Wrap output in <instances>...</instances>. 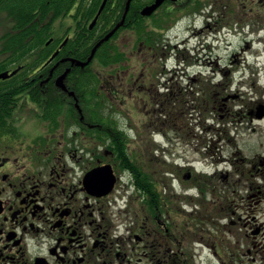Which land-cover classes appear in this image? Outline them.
Returning a JSON list of instances; mask_svg holds the SVG:
<instances>
[{
	"label": "flooded vegetation",
	"instance_id": "1",
	"mask_svg": "<svg viewBox=\"0 0 264 264\" xmlns=\"http://www.w3.org/2000/svg\"><path fill=\"white\" fill-rule=\"evenodd\" d=\"M77 6L47 42L58 41L47 61L0 71L10 75L0 79V264H264V99L256 82L231 68L206 79L207 88L164 72L117 88L111 79L115 92L144 104L141 128L150 134L144 152L138 134L124 136L129 160H121L116 93L100 91L101 122L88 121L87 82L74 76L80 67L58 59L76 33ZM198 14L210 30L264 43V0H167L146 18L163 34L153 20ZM153 54L160 64L168 56ZM172 141L184 156L151 160L150 151L164 154ZM191 151L203 160H187Z\"/></svg>",
	"mask_w": 264,
	"mask_h": 264
},
{
	"label": "rangeland",
	"instance_id": "2",
	"mask_svg": "<svg viewBox=\"0 0 264 264\" xmlns=\"http://www.w3.org/2000/svg\"><path fill=\"white\" fill-rule=\"evenodd\" d=\"M207 8L208 10L210 9L208 6L201 8L204 11V16L207 15ZM2 18L4 19L3 16ZM176 19H162L165 31L161 37L159 52H166L168 56H164L166 59L161 64L157 60V56L141 46L134 30L122 31L115 44L126 54L127 62L121 66L116 65L108 68L101 67L97 63L92 66L94 71L99 74L100 81L105 84L104 87L112 88L106 83L111 81V79H113V82H117V85H115L117 88L118 82H127L126 80L132 76L155 78L160 77V73L164 72L163 77L167 80L180 76H184V79L200 78L205 81V87L207 88L209 85H207L206 79L209 80L212 76H224L223 72L231 68L232 70H237L236 76H245L256 82L255 84L259 88V95L263 96L264 99V43H260L258 36L245 35V32L240 33L224 28L219 30V32L210 30L207 28L203 16L197 18L192 15L187 16L178 23H176ZM6 22L7 20L4 19V26L1 23V32H3L2 29L6 26ZM65 23L66 27L69 24L68 20H65ZM204 23L205 27H203ZM172 26L173 28H171ZM155 27V23L152 22L151 28L154 29ZM203 28L204 31L200 32ZM168 29L170 30L166 32ZM157 32L161 34L159 29ZM163 44H165V48H162L161 45ZM1 47L0 42V49ZM187 85L186 83L183 84V86ZM198 87L201 88L202 85L200 84ZM237 87L238 85L235 84L234 89L236 90ZM123 88L126 89V85H123ZM242 92L247 93L246 91ZM115 93L119 100L117 102L113 101L114 104L111 109L116 112L113 114V119L115 118L118 131L124 132L128 136L138 134L139 144H136V148L144 152L146 145L150 143L148 139L149 131L141 128V122L145 120L144 104L142 102L138 103L136 98L134 100L129 99L125 90ZM132 104L136 108L132 113L135 128H131L129 125L131 114L129 109L133 107ZM200 134L203 135L201 132ZM125 141L128 142V139H125ZM164 148H167L164 154L161 151L156 153L155 151H150L151 160H179V153L183 155L182 150L177 147L174 141L168 142ZM128 150L127 146V152ZM202 153V151L199 153L191 151L185 157L187 160H203L201 158L203 157Z\"/></svg>",
	"mask_w": 264,
	"mask_h": 264
},
{
	"label": "trees",
	"instance_id": "3",
	"mask_svg": "<svg viewBox=\"0 0 264 264\" xmlns=\"http://www.w3.org/2000/svg\"><path fill=\"white\" fill-rule=\"evenodd\" d=\"M103 1L0 0V17L3 16L7 20L0 37L1 53L6 56L5 61L0 64V71L5 70L12 63L32 61L34 64H40L47 61L53 52L55 42L58 41L55 40L49 46H47V42L54 34L65 27L66 17L77 5V12L74 16V20L77 22L76 33L67 46L61 50L58 59L72 57L87 61L97 42L121 21L128 0H108L96 26L91 29L90 24L98 14ZM152 1L133 0L124 27L110 41L103 43L89 66L82 70L77 68L76 72L75 70L72 71V76L75 72L74 76H82L87 82L86 118L88 121L93 123L101 122V117L97 112L100 100L97 95L100 91L108 92L109 94L115 93L114 88L104 87L105 84L100 81L99 74L94 71L92 66L97 63L101 67L108 68L116 65L121 66L127 62L126 54L115 44L122 31L134 30L140 44H145L147 48H151L153 50L152 53L159 51L162 34H158L157 31H151L147 18L140 13ZM4 19H1V23H3ZM154 23L156 27H160L163 21H154ZM106 83L109 84L110 81ZM79 91L78 89L77 92ZM201 102L203 101L201 100ZM58 119L57 116L55 121H58ZM103 123L107 124L108 122L103 121ZM113 128V133L118 135V140L113 142L115 153L118 154L119 159L129 160L127 152L128 142L125 141L124 137L126 135L119 132L117 126Z\"/></svg>",
	"mask_w": 264,
	"mask_h": 264
},
{
	"label": "water",
	"instance_id": "4",
	"mask_svg": "<svg viewBox=\"0 0 264 264\" xmlns=\"http://www.w3.org/2000/svg\"><path fill=\"white\" fill-rule=\"evenodd\" d=\"M133 0H128L127 2V7H126V12H125V15L123 17V20L121 23H119L109 34H107L102 40H100L97 45L94 47L93 51H92V54L91 56L89 57V59L86 61V62H83V61H79V60H76V59H72L71 62H72V65H76V66H79V67H86L87 65H89L92 60L94 59L95 57V54L98 50V48L106 41H109L113 36L114 34L117 32L118 29H120V27H122L125 23V17L130 9V5L132 3ZM165 1L167 0H156L155 3L151 6H147L145 7L142 11H141V14L143 16H150L152 15ZM174 1H177V0H174ZM107 3V0L104 1L103 5L101 6V9L98 13V15L96 16V18L94 19V21L92 22L91 24V28L95 26V24L97 23V20L100 16V14L102 13L105 5ZM58 53V52H57ZM56 53V54H57ZM56 54L54 56H56ZM69 70L61 77V80L64 79L67 74H68ZM15 73V72H14ZM13 73V74H14ZM10 75L8 73H5V74H1L0 75V79H3V78H7L9 77Z\"/></svg>",
	"mask_w": 264,
	"mask_h": 264
}]
</instances>
